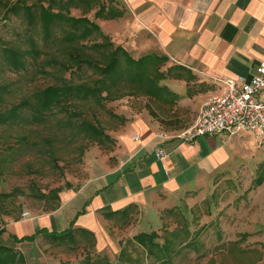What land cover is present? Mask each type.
<instances>
[{
    "label": "rangeland",
    "instance_id": "rangeland-1",
    "mask_svg": "<svg viewBox=\"0 0 264 264\" xmlns=\"http://www.w3.org/2000/svg\"><path fill=\"white\" fill-rule=\"evenodd\" d=\"M1 1L8 4L15 0ZM99 1L106 10L116 11L118 17L107 21L95 19L94 11L85 15L71 11V15L97 23L113 45L123 47L131 57L144 56L140 48L141 33L135 29L121 1ZM30 31L21 20L7 17L0 7L1 42L26 48V38L33 32ZM34 37L39 38L37 32ZM102 42V38L93 35L83 42L82 50L101 60L99 50L92 46ZM39 46L43 54L37 60L29 58L23 71L9 70L0 60V87L3 88L0 112L24 101L32 105L41 96L56 98L63 94L64 81L91 85L97 79L89 69L70 68L64 42L54 41L50 45L39 42ZM171 64L168 59L166 67ZM191 82L188 84L191 90L186 93L179 82H176L179 85L160 83L169 84L179 97L174 105L144 96L105 98L98 102L71 99L45 113L44 122L30 123L31 111L25 107L20 116L27 121L0 124V232L5 231L0 234V246L20 250L26 264H77L88 255L92 259L106 257L111 264H118L119 250L136 233L155 230L163 236L164 230L170 232L187 225L190 232H196L195 243L190 247L178 246L179 252L171 264H264V179L262 184H254L256 178L264 177V167H261L264 139L257 141L245 132L214 137L212 146L221 149L225 159L212 172L204 173L203 179L192 189L162 198L158 207L138 208L126 227L102 217L93 248L91 241L83 236L78 237L77 245H57L43 237L32 244L19 243L9 235H16L17 228L8 229V224L53 212L88 181L114 170L122 158L125 137L146 130L172 137L187 131L195 122L202 103V97L191 93L201 85L195 79ZM52 90L55 91L51 93ZM84 122L98 127L109 140L98 143L88 138L81 128ZM202 150V155L208 154V149ZM91 188L68 204L63 214L80 210ZM170 208H174V213H167ZM32 222L37 231V221ZM127 247L132 262L124 264H159L147 258L140 247Z\"/></svg>",
    "mask_w": 264,
    "mask_h": 264
},
{
    "label": "crops",
    "instance_id": "crops-1",
    "mask_svg": "<svg viewBox=\"0 0 264 264\" xmlns=\"http://www.w3.org/2000/svg\"><path fill=\"white\" fill-rule=\"evenodd\" d=\"M119 1L141 33L143 55L164 54L171 65L182 66L201 85L191 91L193 96L202 97L199 112L209 97L225 91L224 82L248 81L255 67L264 63V0ZM172 81L181 83L185 93L191 90L184 81L167 82ZM176 82L173 84L179 85ZM134 136L139 137L137 142L132 140ZM216 136L183 143L174 138L159 139L156 133L146 130L125 137L123 155L114 170L88 181L53 212L30 219L37 221V231L43 233H59L74 226L96 234L102 213L130 204L140 209L158 207L162 198L192 189L204 173L221 164L225 154L212 146ZM202 148L208 149V154L202 155ZM107 179L112 181L106 183ZM88 187L92 188L83 198L82 208L63 214L65 207ZM31 220L8 224V229L17 228L16 235H9L20 240L35 234ZM35 239L22 242L32 244Z\"/></svg>",
    "mask_w": 264,
    "mask_h": 264
},
{
    "label": "trees",
    "instance_id": "trees-1",
    "mask_svg": "<svg viewBox=\"0 0 264 264\" xmlns=\"http://www.w3.org/2000/svg\"><path fill=\"white\" fill-rule=\"evenodd\" d=\"M0 7L7 14V17H15L21 20L27 26L28 31H33L31 36L26 38V48L11 45V42L0 41V60L9 70L14 72L23 71L27 68L29 58L37 60L43 54L39 42L42 45H50L54 41H60L67 44L63 48L64 53L67 54L70 68H76L77 70L89 69L97 75V79L91 85L64 81L61 87L63 94L56 98L41 96L36 98L32 105L30 102L24 101L19 105L11 106L10 109L0 112V124L11 120L27 121L25 117L20 116L21 109L25 107H29L31 111L30 123L44 122L45 113L71 99L82 101L90 99L98 102L100 99L105 98L114 100L125 96H144L154 101L174 105L179 97L171 92L167 85L160 83L177 80L184 81L188 85L195 79L182 66L171 65L166 67L168 58L164 54L150 53L138 59L131 57L123 47H115L109 37L101 32L97 23L86 17L71 15V11H80L83 15L94 11L95 19L107 21L118 17L119 14L116 11L106 10L99 0H33L31 3L28 0H15L8 4H4L0 0ZM34 32L39 35L38 39L34 37ZM93 35L103 39L102 43L92 46V49L99 50L98 54L101 60L94 59L90 53L82 50L85 46L83 42ZM165 67L166 69L163 70ZM123 89H128L130 92L125 94L122 91ZM54 91L52 90L51 93ZM2 92L3 88L0 87V105L3 103ZM81 128L86 136L93 141L102 143L103 140H109L95 125L84 122ZM261 167H264V165ZM263 179L264 177L256 178L254 184H262ZM58 192L59 190H57ZM3 197H7V195L3 194ZM54 198L57 199V196L54 195ZM137 210L138 207L135 204H130L123 209L102 213L101 215L105 220L115 221L118 225L126 227L131 223L132 216ZM167 213H174V208L168 209ZM3 232L4 230L0 234ZM163 233V236L155 230L136 233L123 244L116 261L118 264L131 261L127 246H138L146 253L147 258H152L159 264H171L173 257L179 252L178 246L182 247L184 244L183 247H190L195 243L194 235L196 236V232H190L187 225L175 228L170 232L164 230ZM180 234L182 235L180 236ZM80 236L91 241L92 248L95 246L96 238L93 232L74 226L59 233H43L40 230L30 237L15 241L20 243L24 240L33 241L34 238L43 237L57 245H77ZM0 264H26V258L17 248L0 246ZM59 264L70 263L61 262ZM77 264L111 263L106 257L92 259L88 255Z\"/></svg>",
    "mask_w": 264,
    "mask_h": 264
},
{
    "label": "built area",
    "instance_id": "built-area-1",
    "mask_svg": "<svg viewBox=\"0 0 264 264\" xmlns=\"http://www.w3.org/2000/svg\"><path fill=\"white\" fill-rule=\"evenodd\" d=\"M225 91L211 96L203 104L193 125L178 136L162 133L157 138H174L183 143L215 135L235 136L250 134L255 140L264 139V63L255 67L254 75L248 81L224 82ZM139 140L138 136L132 138ZM163 157L162 152L157 154ZM24 216H27L25 214Z\"/></svg>",
    "mask_w": 264,
    "mask_h": 264
}]
</instances>
